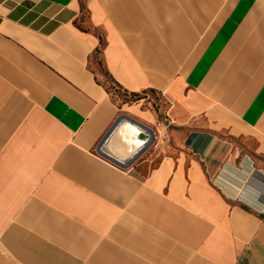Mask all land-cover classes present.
Instances as JSON below:
<instances>
[{
  "label": "crops",
  "instance_id": "0c3cea01",
  "mask_svg": "<svg viewBox=\"0 0 264 264\" xmlns=\"http://www.w3.org/2000/svg\"><path fill=\"white\" fill-rule=\"evenodd\" d=\"M0 264H264V0H0Z\"/></svg>",
  "mask_w": 264,
  "mask_h": 264
},
{
  "label": "bare ground",
  "instance_id": "6f19581e",
  "mask_svg": "<svg viewBox=\"0 0 264 264\" xmlns=\"http://www.w3.org/2000/svg\"><path fill=\"white\" fill-rule=\"evenodd\" d=\"M145 140L146 136L143 135L140 128L123 121L118 124L113 134L110 135L105 151L114 158L124 161L130 158Z\"/></svg>",
  "mask_w": 264,
  "mask_h": 264
},
{
  "label": "rangeland",
  "instance_id": "374dc122",
  "mask_svg": "<svg viewBox=\"0 0 264 264\" xmlns=\"http://www.w3.org/2000/svg\"><path fill=\"white\" fill-rule=\"evenodd\" d=\"M93 65H94V69L97 70V72H100L104 75V84L106 86V89L111 94L112 98L115 101L124 99L123 91L117 85L114 84V82L107 76V74L104 73V68L102 66L99 53L93 56ZM153 100H154L153 102L154 107L158 108L159 103L157 101V98H153ZM139 157L140 156H138L136 159H138Z\"/></svg>",
  "mask_w": 264,
  "mask_h": 264
},
{
  "label": "water",
  "instance_id": "95a60500",
  "mask_svg": "<svg viewBox=\"0 0 264 264\" xmlns=\"http://www.w3.org/2000/svg\"><path fill=\"white\" fill-rule=\"evenodd\" d=\"M140 126L142 127V128H140V131L143 133V135L146 136V140H145V142H144V143H143V144H142V145L136 150V152H135L130 158H128L127 160L120 161V160L114 158L113 156H111V155L105 153L104 151H100V150L97 148L98 152H99L100 154H102L104 157H106L107 159H109L110 161H112V162H114V163H116V164H118V165H120V166H128V165L132 162V160L137 156L138 153H140L144 148L148 147V146L152 143V138H151V134H152V132H151V130H150L148 127L144 126V125H140ZM137 127H138V126H137ZM113 128H115V126H114ZM138 128H139V127H138ZM145 131H147L148 133H146ZM109 133H110V132H109ZM109 133L107 134V136L109 135ZM107 136H105V138H103V140L100 142L99 146H101V145L104 144V142L106 141V137H107Z\"/></svg>",
  "mask_w": 264,
  "mask_h": 264
},
{
  "label": "built area",
  "instance_id": "2783aa9c",
  "mask_svg": "<svg viewBox=\"0 0 264 264\" xmlns=\"http://www.w3.org/2000/svg\"><path fill=\"white\" fill-rule=\"evenodd\" d=\"M100 151H103L102 145L97 147Z\"/></svg>",
  "mask_w": 264,
  "mask_h": 264
}]
</instances>
